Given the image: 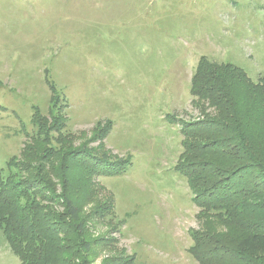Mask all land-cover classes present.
<instances>
[{"label": "rangeland", "instance_id": "374dc122", "mask_svg": "<svg viewBox=\"0 0 264 264\" xmlns=\"http://www.w3.org/2000/svg\"><path fill=\"white\" fill-rule=\"evenodd\" d=\"M201 56L264 80V0H0V178L49 172L48 148L128 159L67 189L97 241L92 264H198L190 231L224 229L175 167L180 125L202 117L189 92ZM0 264H21L1 229Z\"/></svg>", "mask_w": 264, "mask_h": 264}, {"label": "trees", "instance_id": "16d2710c", "mask_svg": "<svg viewBox=\"0 0 264 264\" xmlns=\"http://www.w3.org/2000/svg\"><path fill=\"white\" fill-rule=\"evenodd\" d=\"M189 92L202 101V117L180 125L175 167L186 178L199 213L213 214L224 229L190 231L188 251L198 264H264V80L253 83L238 66L201 56ZM67 151L45 149L46 164H53L40 176L0 178V229L21 264H92L97 241L88 235L80 202L68 196L71 182L77 180L72 189L84 190L87 172L116 176L130 160ZM73 157L77 160L71 161ZM67 164L79 172L69 175ZM45 188L49 195L43 194ZM37 198L48 203L42 205ZM57 198L62 210L48 211L46 206L57 205ZM119 258L101 264L133 263V258Z\"/></svg>", "mask_w": 264, "mask_h": 264}]
</instances>
